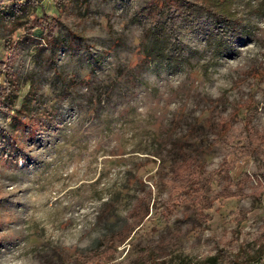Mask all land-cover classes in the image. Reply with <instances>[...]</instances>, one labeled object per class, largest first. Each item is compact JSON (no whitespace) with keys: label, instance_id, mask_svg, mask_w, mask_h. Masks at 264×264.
Returning a JSON list of instances; mask_svg holds the SVG:
<instances>
[{"label":"rangeland","instance_id":"1","mask_svg":"<svg viewBox=\"0 0 264 264\" xmlns=\"http://www.w3.org/2000/svg\"><path fill=\"white\" fill-rule=\"evenodd\" d=\"M160 1L0 0V264L257 250L264 169L240 146L264 135V0ZM185 159L206 197L238 196L199 216L172 184Z\"/></svg>","mask_w":264,"mask_h":264},{"label":"trees","instance_id":"2","mask_svg":"<svg viewBox=\"0 0 264 264\" xmlns=\"http://www.w3.org/2000/svg\"><path fill=\"white\" fill-rule=\"evenodd\" d=\"M178 0H162L159 4L160 7H165L167 5H177ZM200 3H204L205 5H208L209 2H215L216 0H199ZM23 6V5H21ZM19 5L16 8H21ZM157 9V13L154 15V22H153V29H158L159 32L156 34L160 36V38H165V31H166V25L164 23H161V20L163 18V13L161 8ZM22 10V9H21ZM184 6H180L177 8V12L180 14V17L184 14ZM0 12L4 14L12 15L13 8H7L4 10H1ZM213 13L217 16H227V12L224 11L219 5L216 3L215 8L213 10ZM36 22H40V20H34V25ZM37 23L35 27L40 26ZM158 27H162V29H159ZM155 31V30H154ZM1 66V65H0ZM13 84L11 82H6L5 85H0V102H6L7 100H11L16 93L15 88L12 86ZM223 136V135H222ZM220 136V137H222ZM247 141L243 145L240 146V149L243 151L242 157H248L252 156L255 158L256 161L259 162L261 165V168L264 169V135L259 134L258 132L254 133L252 129H248L246 131ZM199 167L197 166V163L195 161H192L191 159H185L176 162L173 165V172L172 175L175 179L172 184L176 186V188L182 189L183 193H180L179 197L185 198L186 201L193 199L191 198V193L188 194L189 191L194 193V201L196 203H199V216H202V214L209 209L213 208V203L218 200L219 198L224 199H231L235 198L238 195L235 193H227L226 189H223L220 194L216 195L215 197H206L207 189H205L202 185L199 184ZM259 185L262 186L263 192H264V173L260 176ZM185 190V192H184ZM190 195V197H188ZM193 196V195H192ZM147 213L143 214V216L140 217V214L142 212H136L134 214V219L138 217L139 221H142L144 218L148 216ZM206 218V217H205ZM117 252L116 248L110 247L106 249V251L101 253H94L91 258L87 259V261L84 264H115L114 256ZM147 258L146 260L143 259V257H139V259L136 260L135 264H190L187 261H185V256L183 255H174L170 256L168 258H162L159 257V255L156 253L154 249H150L147 252ZM264 256V233L261 236L260 242L257 244V250L254 253H240L236 258L232 259L228 262V264H253L255 260L262 259ZM194 264H224V261L220 254H215L213 256H209L203 260L195 261Z\"/></svg>","mask_w":264,"mask_h":264}]
</instances>
